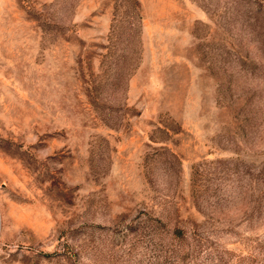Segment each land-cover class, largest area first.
Listing matches in <instances>:
<instances>
[{"label":"rangeland","instance_id":"374dc122","mask_svg":"<svg viewBox=\"0 0 264 264\" xmlns=\"http://www.w3.org/2000/svg\"><path fill=\"white\" fill-rule=\"evenodd\" d=\"M0 264H264V0H0Z\"/></svg>","mask_w":264,"mask_h":264}]
</instances>
